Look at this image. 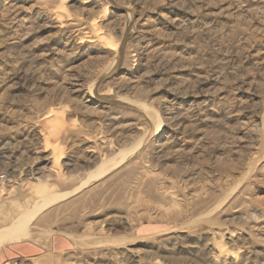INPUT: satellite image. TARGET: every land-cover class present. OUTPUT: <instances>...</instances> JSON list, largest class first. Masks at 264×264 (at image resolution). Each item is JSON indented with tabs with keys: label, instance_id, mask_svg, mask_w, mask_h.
Instances as JSON below:
<instances>
[{
	"label": "rangeland",
	"instance_id": "obj_1",
	"mask_svg": "<svg viewBox=\"0 0 264 264\" xmlns=\"http://www.w3.org/2000/svg\"><path fill=\"white\" fill-rule=\"evenodd\" d=\"M1 153L33 264H264V0H0Z\"/></svg>",
	"mask_w": 264,
	"mask_h": 264
},
{
	"label": "crops",
	"instance_id": "obj_2",
	"mask_svg": "<svg viewBox=\"0 0 264 264\" xmlns=\"http://www.w3.org/2000/svg\"><path fill=\"white\" fill-rule=\"evenodd\" d=\"M16 243L0 246V264H33L46 254L52 252L61 255L70 248L71 241L65 235L55 234L50 245H45L38 239L28 238L16 240Z\"/></svg>",
	"mask_w": 264,
	"mask_h": 264
},
{
	"label": "bare ground",
	"instance_id": "obj_3",
	"mask_svg": "<svg viewBox=\"0 0 264 264\" xmlns=\"http://www.w3.org/2000/svg\"><path fill=\"white\" fill-rule=\"evenodd\" d=\"M99 33V32H98ZM0 156L3 158L4 157V155L1 153L0 154ZM60 156V155H59ZM60 158V157H59ZM53 159H55V158H53ZM57 159H58V157H57ZM60 160V159H59ZM56 161V160H55ZM56 162H60V161H56ZM55 163V162H54ZM57 164V163H56ZM28 175H30V176H32V175H35V173H34V170L31 168L30 169V171H29V173H28ZM40 183V182H39Z\"/></svg>",
	"mask_w": 264,
	"mask_h": 264
},
{
	"label": "built area",
	"instance_id": "obj_4",
	"mask_svg": "<svg viewBox=\"0 0 264 264\" xmlns=\"http://www.w3.org/2000/svg\"><path fill=\"white\" fill-rule=\"evenodd\" d=\"M2 178H5V176H4V177H2Z\"/></svg>",
	"mask_w": 264,
	"mask_h": 264
}]
</instances>
